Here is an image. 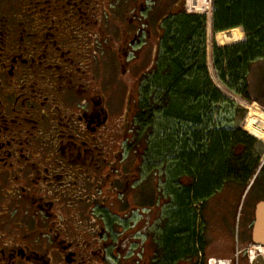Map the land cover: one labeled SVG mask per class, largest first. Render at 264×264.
<instances>
[{
  "label": "flooded vegetation",
  "instance_id": "flooded-vegetation-1",
  "mask_svg": "<svg viewBox=\"0 0 264 264\" xmlns=\"http://www.w3.org/2000/svg\"><path fill=\"white\" fill-rule=\"evenodd\" d=\"M100 1L0 0V264L232 263L235 231L247 257L264 161L252 156L237 179L229 152L217 181L215 131H238L204 116L175 142L167 132L155 142L137 123L131 86L184 3L142 18L145 0H134L119 34L118 65L128 67L103 81Z\"/></svg>",
  "mask_w": 264,
  "mask_h": 264
},
{
  "label": "trees",
  "instance_id": "trees-1",
  "mask_svg": "<svg viewBox=\"0 0 264 264\" xmlns=\"http://www.w3.org/2000/svg\"><path fill=\"white\" fill-rule=\"evenodd\" d=\"M193 1L186 0V6ZM210 4L212 14L206 20L205 14L185 11L170 13L164 20L162 34L156 39V56L150 71V82L143 89L144 93H139V108L142 112L137 123L143 131H148V121L145 118H152L156 112H160L165 116L176 117L180 122L174 132L167 131V135L174 139L172 141L175 142L178 132L184 130L181 128L182 122L186 126L191 124L185 131L193 132V123L199 117L212 116L203 100L229 101L222 94L225 88L220 82L228 90L253 101V98L247 96L245 80L252 61L264 56V0H211ZM202 5L201 2L199 5L194 4L191 9L196 12L195 7ZM236 26L243 28L245 41H242V30ZM208 32L216 46L211 53L212 63L206 62L205 65ZM239 82L241 86H234ZM223 131V134L215 131L212 145L216 180L220 177L219 173L222 172L229 152L233 176L245 179L252 172L253 168L250 166L257 159L252 158L248 147L236 153L234 143L241 141L252 145L253 139L240 130H236L239 132L237 135L233 131L231 137L227 130ZM231 140L233 150L229 151ZM256 183L255 179L253 185Z\"/></svg>",
  "mask_w": 264,
  "mask_h": 264
},
{
  "label": "rangeland",
  "instance_id": "rangeland-1",
  "mask_svg": "<svg viewBox=\"0 0 264 264\" xmlns=\"http://www.w3.org/2000/svg\"><path fill=\"white\" fill-rule=\"evenodd\" d=\"M133 1L134 0H101L100 1V5H101L100 9L102 10V12H100L99 14V19H100V26L102 27L103 30L101 31L102 37L95 40L94 46L95 49L97 50L96 55L100 59V68H103V72H104L103 81H104V77H107L108 74L111 77H113L116 73H120L121 67L122 68L128 67L126 65L119 67L118 65V53L122 52L119 49V44H120L119 34L121 31V24L123 23V17L126 15V11H130L133 8L134 6ZM175 1L176 0H145L144 1L145 9L148 8V10L145 9L141 10L140 16L144 18L147 12L149 11V9L151 8L154 9L155 7H157L156 9L157 12L154 13V11H152L153 12L152 16L156 15L157 18H159L160 16L166 14L171 10V7ZM200 2L201 0H194L192 4L188 5L190 7H187L188 8L187 9L186 0H184L183 11L188 13H199V14L202 13L203 15L205 14L204 15L205 20L206 18H210L212 14V7L210 4L211 0H203L201 2L203 4L202 7H195L196 12H194L191 9L192 6H194V4L199 5ZM154 19L157 20L156 17ZM124 25L127 24L125 23ZM245 39H246L245 32H243L242 41H245ZM207 40L208 42L205 44V50L207 51V52L205 51L206 52L205 61L212 63L211 53L213 47L216 45L213 43L212 36L210 35L209 32H208ZM138 46L139 45L136 44L135 46H133V48H137ZM147 49L149 52L147 54L148 55L147 65L149 66V63L151 62L150 60L151 55L154 54L153 53L154 48L152 45H149ZM128 57H131V53L128 54ZM135 67L136 66L132 65L131 70L136 75L138 69ZM248 70L245 80L247 96L249 98H256L258 99V101H261L264 104V62H262L256 68V70L249 76H248V72H249ZM143 73L144 71L138 76L137 81L140 82L138 88H136L137 86H135V84L133 83L134 80L133 74L127 73L124 76V81H126V83L134 84V86L133 85L131 86L133 94H136L138 92L144 93L143 89L147 86V83L150 82V78H151L150 72L147 75H144ZM213 73H215L214 69H213ZM142 78L143 80L140 81ZM111 83L116 84L114 81H111ZM231 83L235 84L233 81H231ZM220 84L225 88L222 91L223 93L222 92L221 93L224 94L229 99V101L221 100L219 102H212L211 99H205L203 100V103H205V108H207L208 111L211 112L212 116L216 117V119L218 120L217 124L221 122L222 125L231 126L233 130H240L246 133L249 137H251L253 139V143L252 145H247L248 151L252 154V156L258 159V162H261L260 160L264 158V109L260 104L261 102L260 103L258 102L260 106L255 104L254 102H248L247 99L244 98L243 96L228 90L226 86L221 82ZM119 85L126 86V84L124 85L121 83H119ZM214 85L216 86V83H214ZM234 86L236 87L241 86V82H239L238 85L236 84ZM251 103H253L255 106H250L249 104ZM145 119L148 121L147 132H149V136H151L152 140L155 142L160 140L161 134L167 136V134H165L167 131L174 132L178 127V124L180 123L179 121H177L176 117L165 116L160 112H156V114L152 118H145ZM182 123L181 126L184 125ZM158 136L159 139L157 138ZM248 184H249V180L246 185ZM246 235L248 234L246 233L245 236ZM241 237L239 233H236V231L234 232L233 243L235 247L233 254L236 251V249L240 250V248L243 246ZM248 246L251 247V243H248ZM214 258L226 259L225 257H214ZM237 259H238V264H248L247 257L242 252L238 254Z\"/></svg>",
  "mask_w": 264,
  "mask_h": 264
},
{
  "label": "water",
  "instance_id": "water-1",
  "mask_svg": "<svg viewBox=\"0 0 264 264\" xmlns=\"http://www.w3.org/2000/svg\"><path fill=\"white\" fill-rule=\"evenodd\" d=\"M181 2L184 3V0H181ZM181 10H184V7L181 8ZM239 27L243 30L241 26ZM212 32L215 33L214 31ZM205 35H206V26H205ZM205 42H206V39H205ZM206 69H208L207 66H206ZM247 101L251 102L249 100ZM254 217H255V220H254V224H253L252 231H251L252 240L254 241L255 244L264 246V200H259L255 204ZM249 264H264V256L260 253V251H257L255 258L252 259L251 262H249Z\"/></svg>",
  "mask_w": 264,
  "mask_h": 264
},
{
  "label": "bare ground",
  "instance_id": "bare-ground-1",
  "mask_svg": "<svg viewBox=\"0 0 264 264\" xmlns=\"http://www.w3.org/2000/svg\"><path fill=\"white\" fill-rule=\"evenodd\" d=\"M202 1H203V0H201V2H202ZM187 7H190V6H186V8H187ZM192 7H193V6H192ZM187 9H188V8H187ZM236 27H239V26H236ZM229 29H231V28H229ZM229 29H227V30H229ZM240 29H241V28H240ZM241 30H242V29H241ZM222 31H225V30H222ZM242 32H244V31L242 30ZM251 102H254L255 104L259 105V104H258L257 102H255V101H251ZM250 106H255V105L252 103ZM259 106H260V105H259ZM256 107H257V106H256ZM260 161L263 162V161H264V158H262ZM254 248H256V249H254ZM255 250L260 251V253L264 256V246L255 245V246H253V247L251 248V251H250V253H249V259H252V258L255 257V254H256ZM209 264H228V263H227L226 259H212V260L210 261Z\"/></svg>",
  "mask_w": 264,
  "mask_h": 264
},
{
  "label": "crops",
  "instance_id": "crops-1",
  "mask_svg": "<svg viewBox=\"0 0 264 264\" xmlns=\"http://www.w3.org/2000/svg\"><path fill=\"white\" fill-rule=\"evenodd\" d=\"M262 62H264V56L259 57L255 59L254 61H252V63L250 64L251 67L249 66L248 76L251 75ZM253 99L259 103L261 102V101H258V99L256 98H253ZM260 104L264 107V104L262 102Z\"/></svg>",
  "mask_w": 264,
  "mask_h": 264
},
{
  "label": "built area",
  "instance_id": "built-area-1",
  "mask_svg": "<svg viewBox=\"0 0 264 264\" xmlns=\"http://www.w3.org/2000/svg\"><path fill=\"white\" fill-rule=\"evenodd\" d=\"M238 253H239V251H236V252H235V254H234L235 259L237 258Z\"/></svg>",
  "mask_w": 264,
  "mask_h": 264
}]
</instances>
